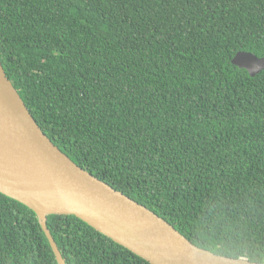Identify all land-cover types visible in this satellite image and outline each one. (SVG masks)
I'll list each match as a JSON object with an SVG mask.
<instances>
[{
    "label": "trees",
    "instance_id": "1",
    "mask_svg": "<svg viewBox=\"0 0 264 264\" xmlns=\"http://www.w3.org/2000/svg\"><path fill=\"white\" fill-rule=\"evenodd\" d=\"M264 0H0V59L73 162L191 244L264 264ZM66 264H149L75 216ZM0 264H58L37 214L0 193Z\"/></svg>",
    "mask_w": 264,
    "mask_h": 264
},
{
    "label": "water",
    "instance_id": "2",
    "mask_svg": "<svg viewBox=\"0 0 264 264\" xmlns=\"http://www.w3.org/2000/svg\"><path fill=\"white\" fill-rule=\"evenodd\" d=\"M231 63L251 77L264 57L237 52ZM0 193L40 219L58 264H66L48 227L50 215L75 216L149 264H258L191 244L145 206L84 170L42 131L0 59Z\"/></svg>",
    "mask_w": 264,
    "mask_h": 264
}]
</instances>
